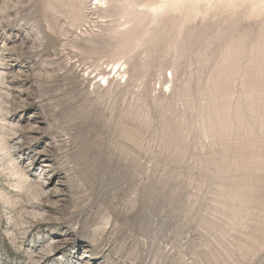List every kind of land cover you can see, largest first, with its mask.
I'll use <instances>...</instances> for the list:
<instances>
[{
  "label": "rangeland",
  "instance_id": "obj_1",
  "mask_svg": "<svg viewBox=\"0 0 264 264\" xmlns=\"http://www.w3.org/2000/svg\"><path fill=\"white\" fill-rule=\"evenodd\" d=\"M0 264H264V0H0Z\"/></svg>",
  "mask_w": 264,
  "mask_h": 264
}]
</instances>
